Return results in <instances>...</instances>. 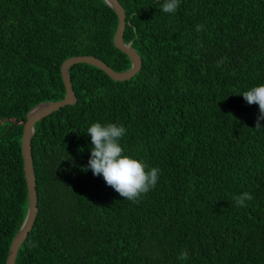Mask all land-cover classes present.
I'll use <instances>...</instances> for the list:
<instances>
[{"label": "trees", "instance_id": "16d2710c", "mask_svg": "<svg viewBox=\"0 0 264 264\" xmlns=\"http://www.w3.org/2000/svg\"><path fill=\"white\" fill-rule=\"evenodd\" d=\"M119 1L142 68L126 81L70 68L77 102L35 127L39 212L16 264H264V127L242 95L264 84V0H180L175 13ZM118 24L105 0H0V264L28 211L15 123L65 97L69 57L130 69ZM96 122L123 125L122 154L161 170L138 203L83 170ZM244 192L254 198L236 207Z\"/></svg>", "mask_w": 264, "mask_h": 264}, {"label": "clouds", "instance_id": "9594fccd", "mask_svg": "<svg viewBox=\"0 0 264 264\" xmlns=\"http://www.w3.org/2000/svg\"><path fill=\"white\" fill-rule=\"evenodd\" d=\"M107 0H105V3ZM180 5V0H165L162 11L175 13ZM204 25H196V31H202ZM227 57L217 61L216 66L221 67ZM248 104H257L259 114L256 118L255 129L259 130L261 121L264 120V84L254 86L242 93ZM91 137V155L84 171L89 169L95 176H103L105 183L112 187L124 199L138 203L142 195L147 194L155 187L158 181L160 169L152 167L146 171V165L131 156L124 155L119 141L125 135L126 128L116 123L101 124L93 123L86 131ZM254 197L244 192L233 197L236 207L245 206L246 201ZM38 246V245H32ZM189 258L187 251H181L179 259L184 261Z\"/></svg>", "mask_w": 264, "mask_h": 264}, {"label": "water", "instance_id": "95a60500", "mask_svg": "<svg viewBox=\"0 0 264 264\" xmlns=\"http://www.w3.org/2000/svg\"><path fill=\"white\" fill-rule=\"evenodd\" d=\"M118 15L119 24L114 36V44L117 48L128 54L131 59L132 66L130 69L117 72L111 68L102 59L92 55H76L67 58L61 67L64 85L66 88L65 97L62 100L41 102L34 106L26 115L25 119H21L15 125H23L22 134V157L24 163L25 180L28 190V211L26 218L16 233L10 246L6 264H16L17 255L21 245L29 236L30 231L33 229L38 216V191L37 179L34 168L33 159V136L37 122L47 117L53 112L72 105L77 102V96L73 89L71 77L69 74L70 68L75 64L86 63L98 67L103 70L108 76L117 81H126L134 77L142 68L143 62L139 53L133 47V42H125L124 33L126 29V12L123 5L119 0H107Z\"/></svg>", "mask_w": 264, "mask_h": 264}]
</instances>
